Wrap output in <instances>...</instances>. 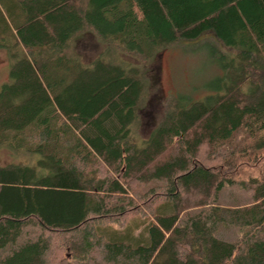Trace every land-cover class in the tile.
Segmentation results:
<instances>
[{
    "label": "trees",
    "instance_id": "trees-1",
    "mask_svg": "<svg viewBox=\"0 0 264 264\" xmlns=\"http://www.w3.org/2000/svg\"><path fill=\"white\" fill-rule=\"evenodd\" d=\"M208 34L225 75L136 142L148 83L123 55ZM0 50V264H56L58 238L71 264H264V0H0ZM234 185L251 205L221 204Z\"/></svg>",
    "mask_w": 264,
    "mask_h": 264
},
{
    "label": "rangeland",
    "instance_id": "rangeland-1",
    "mask_svg": "<svg viewBox=\"0 0 264 264\" xmlns=\"http://www.w3.org/2000/svg\"><path fill=\"white\" fill-rule=\"evenodd\" d=\"M202 40L203 42H200L202 44L189 49L183 43L170 45L152 60L123 55L126 62L140 67L148 83L146 98L137 109L139 123L133 130L136 142L150 136L160 123L170 99L188 97L192 101L202 100L212 94L208 87L225 75L224 64L220 62L219 51L214 45L215 40L209 34ZM104 48L105 45L95 34L85 32L76 38L72 49L83 62L91 63ZM10 79L7 53L0 50V90ZM12 162L9 152L1 149L0 165L5 166ZM249 174H252V171ZM252 201L253 192L238 185L227 186L220 194V202L224 206L251 205ZM239 235L240 230L235 228L218 233L220 238L230 242L239 238ZM62 243L61 238L56 239L50 259H55L56 264H71L72 250Z\"/></svg>",
    "mask_w": 264,
    "mask_h": 264
}]
</instances>
